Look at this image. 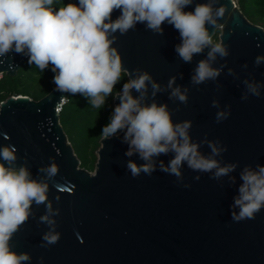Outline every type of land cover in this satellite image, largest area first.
Instances as JSON below:
<instances>
[{
    "label": "water",
    "instance_id": "water-1",
    "mask_svg": "<svg viewBox=\"0 0 264 264\" xmlns=\"http://www.w3.org/2000/svg\"><path fill=\"white\" fill-rule=\"evenodd\" d=\"M206 2L193 0L184 11H194L196 4ZM220 6L225 13L218 26L206 25L211 38L220 30L219 42L229 49L226 58L218 57L213 64H226L215 81L190 83L208 49L194 55L191 63L183 62L175 52L181 43L179 32L167 23L162 25V34L138 23L127 34L117 32L113 46L129 72L136 68L148 71L162 86L176 76V85L189 88L186 105L170 100L168 92L158 93L154 99L168 105L174 123L192 122L193 142L206 138L227 147L216 158L222 164H238L230 174L236 178L235 184L228 176L212 179L211 173L192 171L186 164L181 169L182 180L159 168L151 176L141 173L133 178L127 162L140 165L144 161L138 154L125 155L129 145L122 142L123 132L101 139L95 170L90 172L80 166L60 124L59 111L67 93L55 87L38 101L28 96L9 97L0 103V147L14 145L16 166L26 164L34 179L44 178L38 172L40 167L52 161L58 167V174L48 181V198L60 210L53 217L60 240L42 246L49 226L38 220L46 208L33 204L34 215L10 241L12 250L30 254L31 261L25 264H41V257L42 264H264V208L255 219L236 222L231 217V205L242 183L240 171L246 165L264 166V87L260 97L241 99L246 90L243 80L264 85V63L254 64L256 56L264 55V29L250 22L234 0H218L214 7ZM120 14L115 10L112 20ZM28 59L14 51L0 57V78L3 74L15 76ZM228 68L236 75H229ZM132 95L138 93L133 89ZM213 100L219 101V109L212 107ZM119 102L115 96L114 108ZM146 102L151 103V98ZM226 106L229 117L217 123L216 113ZM200 151L210 154L207 144ZM172 158V153L161 155L157 163L167 165Z\"/></svg>",
    "mask_w": 264,
    "mask_h": 264
},
{
    "label": "clouds",
    "instance_id": "clouds-1",
    "mask_svg": "<svg viewBox=\"0 0 264 264\" xmlns=\"http://www.w3.org/2000/svg\"><path fill=\"white\" fill-rule=\"evenodd\" d=\"M55 0H0V57L10 52L29 57L28 63L34 64L40 71L51 65L54 73L53 83L56 91L70 95L80 94L87 98L93 108L100 109L106 98L113 94L114 86L126 73L128 80L116 95L119 104L115 106L110 122L102 128L101 136L109 139L123 132V141L129 145L126 156L138 154L144 161L137 165L129 160L127 170L133 178L144 173L151 176L160 171L183 179L182 167L200 173H211V178L219 180L228 176L231 184L236 178L231 176L237 163L222 164L216 157L227 151L219 141L205 140L193 142L190 136L192 122L184 120L173 122L172 113L167 104L155 101L158 93L168 92V98L188 103L189 88L176 85V76H172L166 86H162L152 75L139 68L129 72L123 67L118 49L113 46L116 33L127 34L144 24L146 30L162 34V25H172L179 32L181 43L175 46V52L185 63H191L193 56L208 49L205 59L200 60L193 70L190 83L194 86L209 80L215 81L221 75L226 64L213 67L217 58H226L229 49L223 43H213L206 25L218 26V20L224 17L223 6L215 8L218 0L198 3L194 11H184L193 0H78L53 8ZM235 2V1H234ZM121 14L112 20V13ZM264 63V55H258L254 64ZM247 68V64L243 66ZM228 74L235 76L233 69ZM182 78V74L181 77ZM245 92L241 99L249 95L260 97V82L243 80ZM149 86L151 93L149 96ZM138 95L134 97L132 90ZM151 98L152 102L147 103ZM212 107L219 109V101L213 100ZM179 111V108L176 109ZM230 108L216 113V122L226 120ZM207 144L210 154L200 151ZM173 154L167 165L157 163L161 155ZM17 149L14 145L0 147V264H25L31 261L27 252L12 250L10 241L13 235L34 215L32 206L45 205V214L38 223L49 226L42 236L46 244L54 245L61 234L56 231L59 208H53L48 198V181L58 174L54 161L38 169L45 174L42 179H34L26 164L16 166ZM242 183L238 195L231 205V217L239 222L255 219L264 208V166L255 168L246 165L239 173ZM196 180L200 177L196 176ZM188 188L190 185L185 184ZM59 201V197H56ZM238 209V211H237ZM41 264L43 257L40 258Z\"/></svg>",
    "mask_w": 264,
    "mask_h": 264
},
{
    "label": "trees",
    "instance_id": "trees-1",
    "mask_svg": "<svg viewBox=\"0 0 264 264\" xmlns=\"http://www.w3.org/2000/svg\"><path fill=\"white\" fill-rule=\"evenodd\" d=\"M242 14L253 24L264 29V0H234ZM69 0H55L53 8H59ZM220 30L212 38L219 42ZM54 73L49 68L40 71L34 64L25 62L15 76L3 74L0 78V103L9 97L28 96L38 101L56 86L53 83ZM128 80L126 73L114 86L113 94L106 98L100 108H93L87 98L80 94L67 93L65 103L59 111V120L68 141L80 161V166L94 172L97 162V151L101 146L102 128L110 122L114 111V98Z\"/></svg>",
    "mask_w": 264,
    "mask_h": 264
},
{
    "label": "rangeland",
    "instance_id": "rangeland-1",
    "mask_svg": "<svg viewBox=\"0 0 264 264\" xmlns=\"http://www.w3.org/2000/svg\"><path fill=\"white\" fill-rule=\"evenodd\" d=\"M213 40V39H212Z\"/></svg>",
    "mask_w": 264,
    "mask_h": 264
}]
</instances>
